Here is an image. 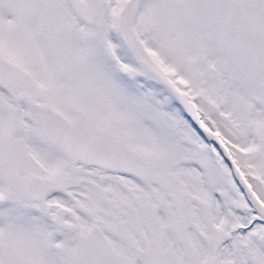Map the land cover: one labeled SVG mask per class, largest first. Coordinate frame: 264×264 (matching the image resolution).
I'll return each instance as SVG.
<instances>
[{
    "label": "snow or ice",
    "instance_id": "1",
    "mask_svg": "<svg viewBox=\"0 0 264 264\" xmlns=\"http://www.w3.org/2000/svg\"><path fill=\"white\" fill-rule=\"evenodd\" d=\"M0 264H264V0H0Z\"/></svg>",
    "mask_w": 264,
    "mask_h": 264
}]
</instances>
